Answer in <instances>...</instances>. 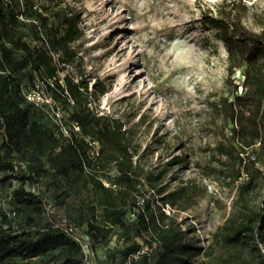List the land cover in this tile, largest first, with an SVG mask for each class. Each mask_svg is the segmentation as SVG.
Returning a JSON list of instances; mask_svg holds the SVG:
<instances>
[{
  "label": "trees",
  "instance_id": "trees-1",
  "mask_svg": "<svg viewBox=\"0 0 264 264\" xmlns=\"http://www.w3.org/2000/svg\"><path fill=\"white\" fill-rule=\"evenodd\" d=\"M208 12L205 24L227 55L225 83L234 85L231 97L209 103L230 123L228 142L213 151L222 184H235L232 210L215 232L226 252L212 264H264V198L250 199L264 179L257 165H264V10L256 30L244 24L248 6L239 1L221 0ZM82 34L73 0H0V264H87L66 226L87 241L93 264L96 246L113 237L109 264H202L192 258L208 256L211 245L182 241L175 216L160 209L175 194L162 185L164 169H145L124 123L91 107L106 87L89 90L85 79L65 73L80 64L73 43ZM33 89L62 111L69 135L48 106L25 98ZM183 162L180 154L166 164ZM154 244L152 253L142 251Z\"/></svg>",
  "mask_w": 264,
  "mask_h": 264
},
{
  "label": "rangeland",
  "instance_id": "rangeland-1",
  "mask_svg": "<svg viewBox=\"0 0 264 264\" xmlns=\"http://www.w3.org/2000/svg\"><path fill=\"white\" fill-rule=\"evenodd\" d=\"M220 1L73 0L83 33L73 43L80 64L65 71L85 79L89 90L97 82L106 87L104 94L93 96L91 107L124 123L145 169H164L162 185L175 194L169 198L173 204L160 209L175 216L182 241L202 249L211 245L208 256L192 258L202 264H212L226 252L215 232L232 210L235 195V184H222V166L213 151L218 141L228 142L230 123L224 125L209 106L234 91V85L225 83L226 51L204 21ZM232 1L248 6L242 20L258 29L254 21L264 0ZM233 78L236 85L242 82V68ZM180 154L181 165L166 164ZM257 165L264 173V165ZM157 197H151L153 205H158ZM263 198L264 179L250 199L258 204ZM115 240L96 246L97 264H109L106 252ZM155 246L142 251L152 253Z\"/></svg>",
  "mask_w": 264,
  "mask_h": 264
},
{
  "label": "built area",
  "instance_id": "built-area-1",
  "mask_svg": "<svg viewBox=\"0 0 264 264\" xmlns=\"http://www.w3.org/2000/svg\"><path fill=\"white\" fill-rule=\"evenodd\" d=\"M24 96L28 100L35 102V104L39 106L46 105L49 107L48 114L51 117V119L56 124L59 131H61L64 135H69V130L66 127L63 119V113L62 111L57 107L54 106L51 99L46 96L43 91L40 90H31L30 92L26 93V90L24 91ZM71 128L74 131H77L79 129L78 125L72 124ZM48 213H53V209L48 204L47 205ZM65 231L70 235L71 238L75 239L77 242H79L82 246L83 252L85 253V262L87 264H93L94 261V254L89 249L88 243L86 240L83 239L82 235L73 227V226H66L64 227Z\"/></svg>",
  "mask_w": 264,
  "mask_h": 264
}]
</instances>
